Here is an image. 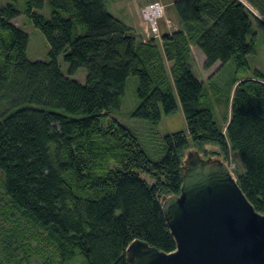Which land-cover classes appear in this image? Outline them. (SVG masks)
Here are the masks:
<instances>
[{"label":"trees","instance_id":"obj_1","mask_svg":"<svg viewBox=\"0 0 264 264\" xmlns=\"http://www.w3.org/2000/svg\"><path fill=\"white\" fill-rule=\"evenodd\" d=\"M107 2L49 0L47 19L35 11L43 0H26L51 46L49 61L27 58L29 36L12 23L14 6L0 12V220L12 224L0 225V264H30L32 228L42 232L52 264H129L134 241L176 251L162 206L181 193L191 144L201 155L219 148L224 163L234 154L243 165L238 184L264 213V76L235 80L231 117L221 129L202 107L208 94L191 55L196 45L206 70L232 60L248 68L255 50L248 34L254 21L264 26V0H176L181 28L162 36L170 74L156 42L141 41ZM62 54L70 76L87 69L85 84L64 75ZM131 76L139 78L135 118L158 125L174 114L175 88L186 119V131L164 137L158 162L112 117Z\"/></svg>","mask_w":264,"mask_h":264},{"label":"water","instance_id":"obj_2","mask_svg":"<svg viewBox=\"0 0 264 264\" xmlns=\"http://www.w3.org/2000/svg\"><path fill=\"white\" fill-rule=\"evenodd\" d=\"M182 180L181 193L162 206L177 250L165 253L134 241L128 263L264 264V213L256 211L227 164L189 149Z\"/></svg>","mask_w":264,"mask_h":264},{"label":"rangeland","instance_id":"obj_3","mask_svg":"<svg viewBox=\"0 0 264 264\" xmlns=\"http://www.w3.org/2000/svg\"><path fill=\"white\" fill-rule=\"evenodd\" d=\"M43 1V8L35 11L38 14L45 16L47 19H50L52 16V9L49 0ZM152 2H161L166 6V15L159 21L162 33L165 34L168 32L169 25L171 26L172 32L177 31L179 29L178 21L175 18L173 7L169 5L170 2L168 0H152ZM152 2H149V4ZM8 5H13L19 12L18 17L12 20V23L29 36L27 58L31 61H49L51 46L46 36L35 26L32 18L28 15L26 0H0V12ZM253 40H255V50L247 58L248 68L246 69H239L235 60H232L225 65L219 63V65L213 69L212 73L204 74L201 65H199L198 62L194 64L195 70L197 71L195 72V75L204 83L205 92L208 94L202 102V107L212 110L221 129L225 128L231 117V103L235 80L251 79L256 77L257 74L264 76V26L258 24L256 21H254L253 27L248 34V42H252ZM58 61L64 75L77 80L82 84L86 83L88 75L86 68H80L74 76H70L69 65L65 62L64 54L59 57ZM170 66L171 64L167 63L168 70L170 69ZM138 85L139 78L137 76L129 77L122 107L120 110L114 111L112 117L131 129L138 137L139 142L148 157L153 161L158 162L165 156L166 142L164 137L179 131H186V119L175 88L174 94L177 98L178 108L174 114L163 116L162 121L158 125H155L148 120L135 118L132 114L139 103L137 98ZM189 149H195L196 152H198L196 147L192 144ZM208 150H210L211 153L202 154L204 159H208L209 156H212L223 160L222 156L218 154V152H220L219 148L209 146ZM213 152H215L216 155ZM227 160L228 162L226 164L234 166V177L237 179L238 174L242 173L243 165H241V162L234 154L230 155ZM143 176L148 180L150 185H153L155 180L153 177H147L145 174H143ZM0 225L5 226L6 228H12V224L3 218L0 220ZM32 234L34 237L32 244L34 248H36V253L30 264H52L48 250L46 247L44 248L41 241L42 232L37 230V228H32ZM1 256H3L2 259L4 262L7 263L6 258H4V253Z\"/></svg>","mask_w":264,"mask_h":264},{"label":"crops","instance_id":"obj_4","mask_svg":"<svg viewBox=\"0 0 264 264\" xmlns=\"http://www.w3.org/2000/svg\"><path fill=\"white\" fill-rule=\"evenodd\" d=\"M168 1L170 2L169 5L173 7V4L176 0H168ZM149 2H152V0H108L107 9L112 15L122 20L124 23H126V25H128L131 29H133L134 33L141 41L148 42L150 40H154L160 48V51L162 53V56L165 60L167 67V63L169 62L167 61L166 55L164 53L163 40L162 38L160 39L153 38L150 32L149 24L145 22V20L141 15L142 8H144L147 4H149ZM174 15L176 20L178 21V27L180 29L181 25L179 23V20L175 12ZM191 55H192V64H193L194 73L197 72L194 67V64L196 62H198V64L201 65L204 74L212 73L213 69L220 63L218 62L216 65H214V67H212L209 70H206L204 67V64L206 62V56L196 45L191 46ZM167 71L170 74V69L168 70L167 68Z\"/></svg>","mask_w":264,"mask_h":264},{"label":"built area","instance_id":"obj_5","mask_svg":"<svg viewBox=\"0 0 264 264\" xmlns=\"http://www.w3.org/2000/svg\"><path fill=\"white\" fill-rule=\"evenodd\" d=\"M166 15V6L161 2H152L142 9V17L150 26V32L154 39L162 38V31L159 26V21ZM169 33H172L171 26L169 25ZM230 172L234 176V166L227 164Z\"/></svg>","mask_w":264,"mask_h":264}]
</instances>
